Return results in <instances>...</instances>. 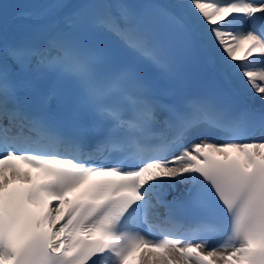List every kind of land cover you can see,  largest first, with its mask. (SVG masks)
Segmentation results:
<instances>
[{
  "label": "snow or ice",
  "instance_id": "1",
  "mask_svg": "<svg viewBox=\"0 0 264 264\" xmlns=\"http://www.w3.org/2000/svg\"><path fill=\"white\" fill-rule=\"evenodd\" d=\"M92 7L41 5L25 15L51 18L46 34L22 42L0 22V264H129L134 256L137 264H264V136L242 142L257 125L264 132V0H176L151 12L127 0ZM82 28L95 39L80 38ZM171 35L235 95L259 96L261 108L237 110L213 96L164 103L145 66L177 77L158 42ZM105 38L134 60L113 63ZM50 76L77 89L71 136L29 107L26 94ZM210 132L228 139L210 141ZM177 184L189 185L182 206L197 215L185 232L150 238L140 226L151 209L176 204L164 197Z\"/></svg>",
  "mask_w": 264,
  "mask_h": 264
},
{
  "label": "bare ground",
  "instance_id": "2",
  "mask_svg": "<svg viewBox=\"0 0 264 264\" xmlns=\"http://www.w3.org/2000/svg\"><path fill=\"white\" fill-rule=\"evenodd\" d=\"M238 55H239V53H238ZM251 100H252V98H251Z\"/></svg>",
  "mask_w": 264,
  "mask_h": 264
}]
</instances>
